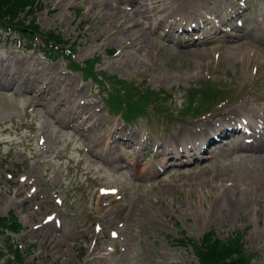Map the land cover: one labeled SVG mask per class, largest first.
I'll return each instance as SVG.
<instances>
[{
    "label": "rangeland",
    "instance_id": "rangeland-1",
    "mask_svg": "<svg viewBox=\"0 0 264 264\" xmlns=\"http://www.w3.org/2000/svg\"><path fill=\"white\" fill-rule=\"evenodd\" d=\"M35 1L41 29L75 45L71 58L91 59L131 84L173 91L168 108L175 115L203 80L220 82L228 93L211 113L183 123L167 122L150 104L133 132L108 114L82 69L70 71L68 58L45 57V49L29 48L17 32L0 30V217H19L21 229L12 236L24 264H192V248L175 239L199 240L209 230L220 238L243 233L248 250L261 255L254 264H264V136L226 137L205 159L171 158L160 164L170 163L167 169L138 179L103 155L110 138L133 134L150 146L151 133L156 146L131 161L152 154L147 163L154 169L167 160L166 144L197 143L237 121L236 108L263 115L264 0H150L151 21L162 20L151 29L129 0ZM122 15L135 28L127 29ZM177 19L181 25L171 29ZM193 24L200 32L187 33ZM147 91L121 96L136 101ZM105 92L115 91L105 86ZM212 96L210 90L197 98ZM247 145L262 151H241ZM106 188L118 192H100ZM14 256L4 247L0 264H18Z\"/></svg>",
    "mask_w": 264,
    "mask_h": 264
},
{
    "label": "trees",
    "instance_id": "trees-1",
    "mask_svg": "<svg viewBox=\"0 0 264 264\" xmlns=\"http://www.w3.org/2000/svg\"><path fill=\"white\" fill-rule=\"evenodd\" d=\"M39 3L35 0H0V28L5 31H15L29 43H32L38 36L43 37L42 45L48 51L47 55L52 58L65 57L70 58L71 66L74 69H82L87 74L96 73L94 66L95 61H85V67L71 59V56L76 51L75 45H67V42L62 40L61 35L56 34V31H43L37 23V18L34 16L35 11L39 8ZM33 44V43H32ZM61 46H66L62 48ZM74 46V47H73ZM62 48V49H61ZM100 74L105 75L104 71ZM121 82L125 91L129 88V84L122 80H116V84ZM131 90L127 91V95L132 90L139 91V86L130 85ZM132 100V98H130ZM21 229V223L14 213H10L9 217H0V246L5 243L10 250L15 254L18 264H24L22 252L14 245L15 241L11 237L12 233H17ZM213 233H206L201 243L193 242L190 245L193 247L199 264H250V258L244 253L245 248L242 240V235L229 237L228 239H220L214 237ZM1 238L3 243H1ZM184 244V240L180 241ZM0 254H3L0 248Z\"/></svg>",
    "mask_w": 264,
    "mask_h": 264
},
{
    "label": "bare ground",
    "instance_id": "bare-ground-1",
    "mask_svg": "<svg viewBox=\"0 0 264 264\" xmlns=\"http://www.w3.org/2000/svg\"><path fill=\"white\" fill-rule=\"evenodd\" d=\"M129 1L132 2L133 5L137 6V8H138L137 10L138 11L140 9L139 12L145 13L147 15L146 19L148 20V24L150 25V29H151L154 26V23H152V21L150 19V14H149L150 13V9L148 7V2L150 0H129ZM127 15H129V14H127ZM125 17H126V15H122L121 16V18H123V23L125 25H127L126 28L129 29V30L135 28L136 25L134 23H130V20L126 19ZM177 24H179V23H177ZM155 25H156V27L161 25V20L158 21ZM138 40H139V38H135V41H138ZM138 45H139L138 49H142V46H141L140 42H138ZM1 82L2 81L0 80V84H1ZM73 112H74V109H72V108L69 109V113L72 114ZM259 120L264 123V115L261 116L259 118ZM129 143H130V146H132V147L135 145V141L132 140V139H129ZM242 150H248V148H242ZM257 150L258 151H262V147H258ZM145 171H146L145 169H141V170H137V173L138 174H144Z\"/></svg>",
    "mask_w": 264,
    "mask_h": 264
}]
</instances>
